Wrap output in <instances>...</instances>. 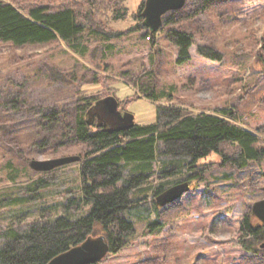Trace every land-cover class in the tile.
Here are the masks:
<instances>
[{
    "label": "rangeland",
    "instance_id": "374dc122",
    "mask_svg": "<svg viewBox=\"0 0 264 264\" xmlns=\"http://www.w3.org/2000/svg\"><path fill=\"white\" fill-rule=\"evenodd\" d=\"M141 1L124 0L127 17L123 21L101 22L100 15L96 17L99 27L122 31L119 38L104 41L84 22L76 49L60 41L23 47L0 42L1 234L11 222L21 231L40 221L41 209L51 211L49 221L65 212L72 219L86 213L75 206L64 209L69 199L80 196V161L43 172L30 167L31 162L82 156V145L60 132H47L40 124L47 111L73 112L81 98L97 101L113 96L118 108L127 101L121 111L132 114L137 125L156 122V105L195 114L226 109L237 115L233 123L264 139V0H216L206 10L204 0H186L181 9L166 13L162 19L171 15L196 32L188 56L180 63L176 48L166 38L172 25L165 27L162 20L153 43L142 17L141 27L134 29L132 14ZM174 25L178 28L180 23ZM201 46L217 52L220 61L199 56L196 48ZM150 85L165 94L159 102L141 95L140 89ZM181 161L186 160L155 156L147 179L129 195L137 205L122 212L134 224L136 235L96 264H264V254L242 249L238 230L251 205L264 198V161L243 168L221 166L220 158L212 154L191 170L204 168L200 181L174 202L158 207L156 190L165 191L189 174L186 169L161 174L164 167ZM139 172L149 171L131 163L125 165L123 175L129 178ZM40 178L47 179L48 186L36 202L2 206L3 195H18L17 188ZM154 220L158 225L150 227Z\"/></svg>",
    "mask_w": 264,
    "mask_h": 264
},
{
    "label": "trees",
    "instance_id": "16d2710c",
    "mask_svg": "<svg viewBox=\"0 0 264 264\" xmlns=\"http://www.w3.org/2000/svg\"><path fill=\"white\" fill-rule=\"evenodd\" d=\"M49 1H0V42L12 47H23L60 41L76 49L85 32V24L92 25L93 34L102 36L104 41L122 35V31L107 30L98 25L108 18L113 22L125 20L127 8L123 4L124 0H81V3ZM144 1L132 14V20L136 22L133 26L135 30L141 27ZM215 1L204 0L202 9L210 8ZM99 15L103 19L101 22L96 18ZM80 18L84 21L78 20ZM163 22L165 27L173 26L167 30L166 38L176 48L180 57L177 62L180 63L181 59L188 56L196 32L191 27H184L185 22L174 21L171 15L164 18ZM174 23H180L178 28ZM147 37L153 43L154 34H148ZM196 52L203 58L220 61L219 54L206 46L197 47ZM260 63L263 64L261 58ZM140 91L151 102H159L160 97L165 96L158 94L153 85ZM95 101L90 97L81 98L74 104L73 112L50 110L40 121L41 127L44 130L46 128L47 132H60L63 137L70 136L68 140L71 142L83 146L81 153L84 156L82 154L80 157L79 166L80 196L69 199L64 209L66 211L75 206V210L86 209V213L72 219L65 212V215L49 221L51 211L41 209L40 221L21 231L14 228L13 222L9 223L0 233L4 239L0 247V264H47L88 237L105 238L108 253H117L136 235L134 224L123 217L122 212L137 205V202L129 199V195L147 179L151 172L150 163L156 155L186 160L176 166L164 167L161 174L168 175L180 169L190 170L184 181L191 183L200 181L205 173L204 168L191 171L195 164L212 154L220 158L221 166L243 168L249 163L260 164L264 161V139L256 132L233 123L231 120L237 118L233 111L224 109L215 114H195L156 105L157 119L152 124H135L123 131L92 129L87 124L86 114ZM125 103L127 101L119 103V107L122 109ZM158 144L162 148L157 151ZM131 163L141 164L144 171L149 172H139L124 178V167ZM122 180L124 185L118 186ZM46 181L45 178L31 179L22 188H17L18 195H3L2 206L36 202L41 191L48 186ZM161 190L157 189L156 195L161 194ZM156 225L158 222L154 220L150 227ZM238 230L239 244L244 251L264 254V247L261 248L264 243V225L251 212L240 221Z\"/></svg>",
    "mask_w": 264,
    "mask_h": 264
},
{
    "label": "water",
    "instance_id": "95a60500",
    "mask_svg": "<svg viewBox=\"0 0 264 264\" xmlns=\"http://www.w3.org/2000/svg\"><path fill=\"white\" fill-rule=\"evenodd\" d=\"M186 0H145L141 11L142 26L155 33L162 25V17L170 12L181 9ZM113 110H117V101L113 98ZM129 125H134V116L129 114ZM79 156H66L43 162H31L30 167L37 171H50L60 166L79 162ZM188 181L177 183L163 191L155 199L159 207L172 203L189 191ZM264 192V190H263ZM251 214L264 225V198L254 202L250 207ZM108 253V244L103 237H88L82 243L69 248L67 251L55 256L47 264H94L102 260Z\"/></svg>",
    "mask_w": 264,
    "mask_h": 264
},
{
    "label": "flooded vegetation",
    "instance_id": "af4514ba",
    "mask_svg": "<svg viewBox=\"0 0 264 264\" xmlns=\"http://www.w3.org/2000/svg\"><path fill=\"white\" fill-rule=\"evenodd\" d=\"M113 98V96H108L106 99L97 100L89 108L86 114L89 127L122 131L127 129L129 114L121 111L122 109L118 108V105L117 110H113V101L111 100Z\"/></svg>",
    "mask_w": 264,
    "mask_h": 264
}]
</instances>
